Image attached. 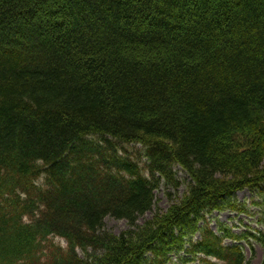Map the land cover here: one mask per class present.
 <instances>
[{
	"label": "trees",
	"instance_id": "trees-1",
	"mask_svg": "<svg viewBox=\"0 0 264 264\" xmlns=\"http://www.w3.org/2000/svg\"><path fill=\"white\" fill-rule=\"evenodd\" d=\"M242 190L262 228L213 231L251 215ZM255 243L264 264V0H0V264H254Z\"/></svg>",
	"mask_w": 264,
	"mask_h": 264
},
{
	"label": "rangeland",
	"instance_id": "rangeland-1",
	"mask_svg": "<svg viewBox=\"0 0 264 264\" xmlns=\"http://www.w3.org/2000/svg\"><path fill=\"white\" fill-rule=\"evenodd\" d=\"M129 152H134L135 154L139 155L141 158V162L144 163L146 162V158L144 156L145 153V148L139 144H130V146H125ZM88 150L85 153L92 152L91 147L87 148ZM87 159V157H86ZM84 160L81 161V164H84ZM177 179L180 181L181 185L175 192L174 190L170 188L163 187L161 190H158L155 192V206L152 208V211L150 213H147L143 216L142 219L139 220L138 224H142L145 219L151 218L154 212L156 211H165L168 206L171 204V200L174 201L176 197L179 195H183L185 192V187L186 184L189 183L188 178L181 173L179 170H177ZM100 175V174H99ZM118 177V176H117ZM119 179V177H118ZM72 184V183H71ZM171 195L170 198H168V195ZM257 201L255 199V196L253 193L247 191V190H242L240 192H237L235 195V200L238 203H243L245 202L247 206L250 207L249 211L251 215H246V214H238L236 212H230V211H224L220 213H213L211 215L207 216V221L209 222L210 228L217 232V228L219 225H227L229 228L234 231V233H240L245 231L246 229H261V225L258 223V216L254 215V212L256 211L255 207H251V201L252 200ZM104 228L106 231L114 234V235H119L120 233L128 230V224L123 221V220H116L114 218H106L104 220ZM63 245H65L64 242H62ZM228 243V242H226ZM255 251H256V256L253 259L254 264H260L261 258H262V249L260 246L255 243L254 245ZM246 256L247 258L250 257V252L245 249Z\"/></svg>",
	"mask_w": 264,
	"mask_h": 264
}]
</instances>
